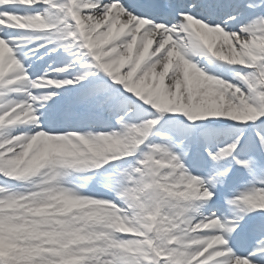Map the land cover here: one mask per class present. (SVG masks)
<instances>
[{"label": "snow or ice", "instance_id": "snow-or-ice-1", "mask_svg": "<svg viewBox=\"0 0 264 264\" xmlns=\"http://www.w3.org/2000/svg\"><path fill=\"white\" fill-rule=\"evenodd\" d=\"M0 264H264V0H0Z\"/></svg>", "mask_w": 264, "mask_h": 264}]
</instances>
